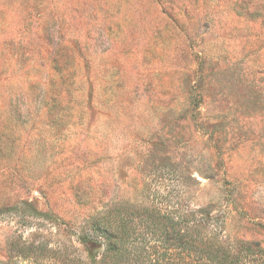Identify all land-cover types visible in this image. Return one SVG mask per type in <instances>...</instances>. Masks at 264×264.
Masks as SVG:
<instances>
[{
    "label": "rangeland",
    "instance_id": "1",
    "mask_svg": "<svg viewBox=\"0 0 264 264\" xmlns=\"http://www.w3.org/2000/svg\"><path fill=\"white\" fill-rule=\"evenodd\" d=\"M128 205L264 248V0H0V264Z\"/></svg>",
    "mask_w": 264,
    "mask_h": 264
},
{
    "label": "trees",
    "instance_id": "2",
    "mask_svg": "<svg viewBox=\"0 0 264 264\" xmlns=\"http://www.w3.org/2000/svg\"><path fill=\"white\" fill-rule=\"evenodd\" d=\"M82 240L96 249L86 264H264L258 242L222 237L206 208L113 207L92 215Z\"/></svg>",
    "mask_w": 264,
    "mask_h": 264
}]
</instances>
